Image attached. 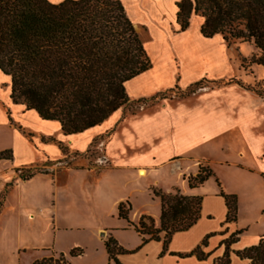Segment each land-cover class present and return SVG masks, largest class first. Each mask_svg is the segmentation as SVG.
Returning <instances> with one entry per match:
<instances>
[{
  "label": "crops",
  "instance_id": "0c3cea01",
  "mask_svg": "<svg viewBox=\"0 0 264 264\" xmlns=\"http://www.w3.org/2000/svg\"><path fill=\"white\" fill-rule=\"evenodd\" d=\"M49 1L58 4L64 0ZM121 1L134 25L150 30L153 43L168 39V27L178 31L170 39L172 45L157 48V42L154 43L159 56L153 60L152 68L126 83L131 100L148 99L176 86L185 91L201 81L211 82L214 87L188 99L165 101L158 110L125 121L116 131L112 129L104 149L105 167L93 170L72 164L77 156L80 158V155L87 154L95 139L117 123L121 110L102 125L83 133L65 135L59 122L45 121L35 110H26L24 105L14 104L11 79L0 71V126L11 129L15 115L24 116L29 112L42 122L54 123L52 130L57 134L54 138L52 132L39 133L42 148L37 162H18L11 147L0 150L10 151L12 156L9 161L1 160L0 168L8 167L10 170L39 164L46 168L29 180L14 179L12 182L14 185L10 192L15 187L36 181L35 188L48 190L49 194L47 205L38 204L37 193L28 191L30 193L26 196L31 207L27 210L28 219H35L36 214L40 213L47 222L45 230L51 233V242L19 247L18 255H29L31 264L49 255L52 264H118L117 261L120 264H213L225 253L223 241L234 232L243 231L237 243L231 246V264H249V260L240 259L236 252L257 245L264 239V229L261 227L264 220V98L241 79L222 72L223 69H230L235 74L238 64L234 62L230 48L221 35L205 38L201 34L203 17L193 14L188 29L181 30L177 22L181 0ZM145 48L149 49V45ZM231 80L234 82L228 83ZM150 92L154 94L147 96ZM225 141L234 145H219ZM216 146L220 147L221 155L212 158L208 152ZM231 150L236 152L237 161H230L228 153ZM49 164H52L51 168ZM201 166L210 168L213 176L203 185L190 188L188 178L197 175ZM165 167H171L170 175L175 180L168 189L169 193L179 190L184 196L202 198L198 222L187 231L175 233L166 251L165 232L160 234V241L150 240L148 235H141L131 225L139 224L141 218L146 216L154 220L156 228L161 226V211L151 216L147 209L135 207L131 199L137 186L127 195L118 196L119 187L107 186L101 190L100 182L99 185L95 184L90 196L93 222L87 224L81 221L82 213L75 204L70 184H58L59 173L92 172L100 181L106 171H134L136 179L142 182L143 190L152 197L153 189L163 191V188L150 177ZM226 169L232 171L229 182L222 174ZM93 174L92 179L95 177ZM3 176L5 179L11 177L13 181L10 173L4 171ZM222 191L237 196L236 222H226L228 206L221 195ZM157 200V204L161 205ZM127 201L131 205L129 222L119 217V205ZM244 215L258 217L248 221L243 219ZM208 235L213 236L203 249L205 253H211L206 260H198L195 256L182 257L193 252ZM145 239L149 240L144 242ZM109 240L133 253L117 254V261L112 259L107 249Z\"/></svg>",
  "mask_w": 264,
  "mask_h": 264
},
{
  "label": "trees",
  "instance_id": "16d2710c",
  "mask_svg": "<svg viewBox=\"0 0 264 264\" xmlns=\"http://www.w3.org/2000/svg\"><path fill=\"white\" fill-rule=\"evenodd\" d=\"M178 8L177 22L182 31L188 29L193 14L201 16L205 38L221 35L227 44L238 40L253 43L261 55L253 56L247 66L244 60L243 67H264V0H181ZM151 68L145 45L121 0H64L58 4L49 0H0V71L11 79V99L26 110H35L45 121L59 122L65 135L102 125L119 110L124 114L128 109L134 115L140 103L166 99L160 93L132 101L127 94L126 83ZM198 88H204L202 81L189 87L188 94ZM8 153L0 152V161L11 160ZM34 175L29 172L20 178L29 180ZM212 176L210 168L201 166L197 175L188 178L189 187L197 188ZM153 193L161 201L160 228L146 216L131 225L150 240L160 241V234L165 232L166 251L175 233L187 231L198 222L202 198L184 196L179 190L166 193L153 189ZM221 195L228 206L226 222H236L237 196L223 191ZM3 204L0 202V209ZM130 211L128 201L119 205V217L128 222ZM242 233L236 231L223 241L225 253L213 264H231V246ZM211 236L182 257L206 260L211 253L203 249ZM107 249L116 261L117 254L133 253L119 248L113 240ZM236 255L249 264H264V239Z\"/></svg>",
  "mask_w": 264,
  "mask_h": 264
},
{
  "label": "rangeland",
  "instance_id": "374dc122",
  "mask_svg": "<svg viewBox=\"0 0 264 264\" xmlns=\"http://www.w3.org/2000/svg\"><path fill=\"white\" fill-rule=\"evenodd\" d=\"M135 29L140 35L145 47L147 44L149 45V49L146 50L152 62L159 56L158 53H156V48L154 46L157 45L156 47L160 48L162 45H172L170 39L173 34L178 33V31L176 32L168 27L166 28L168 39H163L161 43L156 40L154 43L157 42V44L153 45L154 38L147 27L136 25ZM229 44L228 46L230 48L231 56L233 57L234 62L238 64V68L236 69V75L234 74V71L230 69H223L222 72L227 76L231 75L230 77L232 78L236 77L238 80L241 79V81H244L245 84L248 85V87L258 96L264 98V67L255 64L246 69L243 67L244 60H246L244 65L247 66L253 56H260L261 53L256 50L253 43L250 42H241L238 40L231 41ZM151 53H153V55ZM176 61L177 63L179 62L178 60ZM176 79H178V74L176 75ZM226 81L227 80H225V82ZM216 85L218 84H215V86ZM203 87L205 88H198L195 90V93L192 94H188V90L183 91L177 86L172 90L164 91L161 93V97L166 96V100L140 103L138 105L140 108H138L136 115H132L131 111L128 109L124 114L121 110L118 115L117 123L114 124L110 130L103 132L97 140L94 141L86 155L82 154L80 155V158L77 156L74 160L75 163L72 165L87 167L93 170L104 169L106 164L104 149L111 136L109 135V132L113 131L112 129L116 131L125 121L158 110L165 101L171 100L177 102L194 97L195 95L204 92L206 89L213 88L214 84L203 81ZM4 88L5 85L2 86V89ZM152 94H154V92H150L147 96ZM15 116L13 123H11V129L0 126V150L5 149L6 147H11V150H15L17 155L16 160L18 162L27 160L32 162L39 161L41 156L39 153H41L42 148L41 136L39 133L52 132V136L56 138L57 134L52 130V127H54L55 124L42 122L38 117L34 116L33 113L29 112L25 113L24 116L19 114ZM232 144L233 143L229 141H225L219 145L231 146ZM8 155L11 156L10 153H8ZM208 155L212 158H218L221 155L220 147L216 146L211 148ZM228 157L230 161H237L236 152L233 150L228 153ZM51 165L52 164H49L48 166L51 168ZM42 169L46 168L42 167L40 164L32 167H21L19 169L10 168V170L8 167L0 168V202L4 201L3 207L0 209V264H19V260L21 264H31L29 255H22L21 257L18 255V248L45 245L51 242V233L48 230H45L47 222L44 221V217L37 212L35 219H33V217L28 219L27 215V210L31 208L26 196V194L30 193H28V191L39 194L37 199L38 204L47 205L49 204L48 190L42 191L43 189H39L38 187L35 188V181L29 185L15 187L10 192L11 186L14 185L12 183L14 182V179H21L20 176L23 175L27 177L29 172L39 174L42 172ZM170 170L171 167H165L164 169L157 171V173L152 174L150 177L151 180L158 182V184L162 186L163 191L167 193L170 192L168 189L175 182L172 174L170 175ZM4 171L10 173L13 181H11V177L5 179L3 176ZM135 173L136 172L134 171H106L101 175L100 181H98V178L92 172L88 174L85 172H77L75 173L76 175L74 173L66 172V174L59 173L58 184L59 186H67L70 184L72 187L73 194L75 195V204L79 207L80 213H82V217L80 218L83 223L91 224L93 222L91 217L93 207L92 203L90 204V201H92L90 196L93 195L94 186H96L95 184L99 185L98 182L102 185H99L101 190L107 186L119 187L118 196L127 195L128 192H131V190L137 186L136 188L138 189L133 192V197L131 199L135 202V207L147 209L151 213V216L158 212L160 213L161 205L160 203L159 205L157 204V199L159 198L156 197L153 192H151L153 193V196L149 197L147 192L142 188V182L136 179ZM231 173V169H226V171L222 173L228 182L231 181ZM92 174L95 176L93 179L91 178ZM157 186L158 185H156V187ZM128 201L131 203L130 200ZM246 206L247 205H245V207ZM126 208L128 207L126 206ZM59 217L62 218V215L60 214ZM242 217H244V220L248 219V221H251L257 219L258 215H248V217L244 215ZM261 227L264 229V220ZM51 262L52 258L51 255H49L48 258H45L42 261H36L33 264H52Z\"/></svg>",
  "mask_w": 264,
  "mask_h": 264
},
{
  "label": "built area",
  "instance_id": "2783aa9c",
  "mask_svg": "<svg viewBox=\"0 0 264 264\" xmlns=\"http://www.w3.org/2000/svg\"><path fill=\"white\" fill-rule=\"evenodd\" d=\"M53 264H58V263H53Z\"/></svg>",
  "mask_w": 264,
  "mask_h": 264
}]
</instances>
